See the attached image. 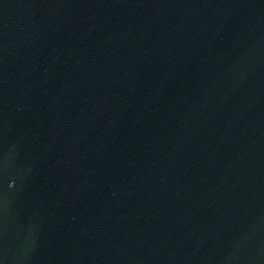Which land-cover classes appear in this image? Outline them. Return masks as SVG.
I'll use <instances>...</instances> for the list:
<instances>
[{
  "label": "water",
  "instance_id": "obj_1",
  "mask_svg": "<svg viewBox=\"0 0 264 264\" xmlns=\"http://www.w3.org/2000/svg\"><path fill=\"white\" fill-rule=\"evenodd\" d=\"M0 264H264V0H0Z\"/></svg>",
  "mask_w": 264,
  "mask_h": 264
}]
</instances>
